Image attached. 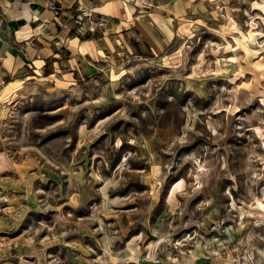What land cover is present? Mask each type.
<instances>
[{"label":"rangeland","instance_id":"obj_1","mask_svg":"<svg viewBox=\"0 0 264 264\" xmlns=\"http://www.w3.org/2000/svg\"><path fill=\"white\" fill-rule=\"evenodd\" d=\"M124 1L161 48L1 71L0 264H264V0Z\"/></svg>","mask_w":264,"mask_h":264},{"label":"crops","instance_id":"obj_2","mask_svg":"<svg viewBox=\"0 0 264 264\" xmlns=\"http://www.w3.org/2000/svg\"><path fill=\"white\" fill-rule=\"evenodd\" d=\"M128 7L124 0H0V80L1 71L21 74L31 67L65 66L70 76H91L93 57L113 52L127 29L146 32L152 51L161 48L156 10L169 15L172 6H146L130 17Z\"/></svg>","mask_w":264,"mask_h":264},{"label":"built area","instance_id":"obj_3","mask_svg":"<svg viewBox=\"0 0 264 264\" xmlns=\"http://www.w3.org/2000/svg\"><path fill=\"white\" fill-rule=\"evenodd\" d=\"M55 15L57 14V13H54Z\"/></svg>","mask_w":264,"mask_h":264}]
</instances>
